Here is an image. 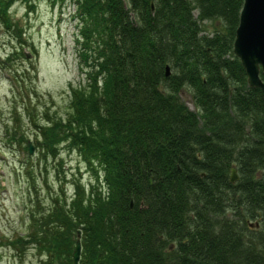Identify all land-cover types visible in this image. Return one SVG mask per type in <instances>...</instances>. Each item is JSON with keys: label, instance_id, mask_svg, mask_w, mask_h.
Listing matches in <instances>:
<instances>
[{"label": "trees", "instance_id": "trees-1", "mask_svg": "<svg viewBox=\"0 0 264 264\" xmlns=\"http://www.w3.org/2000/svg\"><path fill=\"white\" fill-rule=\"evenodd\" d=\"M15 1L0 0L13 36ZM73 1L86 82L69 85L65 118L34 121V143L59 167L61 145L77 150L96 184L76 178L0 246L45 264H73L78 238L77 264H264V95L232 51L243 0Z\"/></svg>", "mask_w": 264, "mask_h": 264}, {"label": "rangeland", "instance_id": "rangeland-1", "mask_svg": "<svg viewBox=\"0 0 264 264\" xmlns=\"http://www.w3.org/2000/svg\"><path fill=\"white\" fill-rule=\"evenodd\" d=\"M29 6L25 0H16L10 6V20L20 25L22 35L13 36L0 21L1 243L5 238L28 233L30 213L46 209L61 190L70 196L76 178L86 189L96 184L94 167L84 163L77 150L61 145L63 165L59 167L57 159L38 158L34 143V121L43 123L46 113L65 118L70 109L69 85L82 86L86 82L74 42L77 3L33 0V9ZM206 26L210 31L217 24ZM18 36L24 42H19ZM180 96L194 109L188 91L182 90ZM8 129L26 136V143L32 147L30 157L20 141L6 139ZM43 261L45 257L30 245L19 249L0 246V264H45Z\"/></svg>", "mask_w": 264, "mask_h": 264}, {"label": "water", "instance_id": "water-1", "mask_svg": "<svg viewBox=\"0 0 264 264\" xmlns=\"http://www.w3.org/2000/svg\"><path fill=\"white\" fill-rule=\"evenodd\" d=\"M232 51L244 68L248 86L259 88L264 95V79L260 77H264V0H243L234 31ZM25 55L28 56V53L25 52ZM27 146L31 153L30 143ZM237 178L235 169L231 168L230 182ZM80 248L78 238L72 251L73 264L78 263Z\"/></svg>", "mask_w": 264, "mask_h": 264}]
</instances>
